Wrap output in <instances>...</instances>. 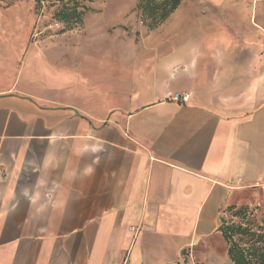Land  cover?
<instances>
[{"label": "crops", "instance_id": "crops-1", "mask_svg": "<svg viewBox=\"0 0 264 264\" xmlns=\"http://www.w3.org/2000/svg\"><path fill=\"white\" fill-rule=\"evenodd\" d=\"M112 1L50 41L47 83L0 90V264H233L222 213L264 198V0L154 28Z\"/></svg>", "mask_w": 264, "mask_h": 264}, {"label": "rangeland", "instance_id": "rangeland-1", "mask_svg": "<svg viewBox=\"0 0 264 264\" xmlns=\"http://www.w3.org/2000/svg\"><path fill=\"white\" fill-rule=\"evenodd\" d=\"M64 1L66 2V0ZM79 1L85 6H90V2L94 6L96 4V7L101 9L104 15L115 7L112 0ZM116 1L123 2L128 6L127 17L135 16L136 22L140 26L146 27L135 6L138 0ZM248 1L251 2V0ZM62 4L63 2H43L40 7H35L34 0H4L0 2V90L14 87L19 81L36 89H38L37 82H48L47 63L40 62V60L48 59L51 52L50 41L62 33H80L83 28L82 22L80 25L66 30L65 25L53 16ZM86 11L84 16L88 12ZM90 19L91 17H87V22ZM147 22L148 20H146ZM30 67L31 72L29 73ZM262 194L264 197V190ZM243 205H246L248 209L244 217L235 215V211L226 210L227 207L222 216L227 221L244 222L251 227L264 226V198L259 200L256 197L250 204ZM215 241L224 246L221 236L218 235Z\"/></svg>", "mask_w": 264, "mask_h": 264}, {"label": "trees", "instance_id": "trees-1", "mask_svg": "<svg viewBox=\"0 0 264 264\" xmlns=\"http://www.w3.org/2000/svg\"><path fill=\"white\" fill-rule=\"evenodd\" d=\"M4 1V0H0ZM92 1V0H85ZM182 0H139L138 8L142 20H148V28H154L161 23ZM35 7H40L43 2H63L53 16L69 30L83 22L87 6L80 4L79 0H34ZM65 2V3H64ZM235 211V215L244 217L248 211L246 205L239 207L227 206L226 210ZM224 213V212H223ZM222 213V214H223ZM255 227V226H254ZM244 222L227 221L220 218L218 228L225 244L227 255L233 264H264V226L255 228ZM242 242V243H241Z\"/></svg>", "mask_w": 264, "mask_h": 264}, {"label": "built area", "instance_id": "built-area-1", "mask_svg": "<svg viewBox=\"0 0 264 264\" xmlns=\"http://www.w3.org/2000/svg\"><path fill=\"white\" fill-rule=\"evenodd\" d=\"M188 94H179L178 92H174L170 95V98L174 101H180V102H187L188 101ZM195 264V263H190Z\"/></svg>", "mask_w": 264, "mask_h": 264}]
</instances>
